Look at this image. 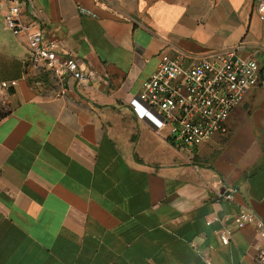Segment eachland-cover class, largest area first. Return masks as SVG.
Returning a JSON list of instances; mask_svg holds the SVG:
<instances>
[{
    "label": "crops",
    "instance_id": "crops-1",
    "mask_svg": "<svg viewBox=\"0 0 264 264\" xmlns=\"http://www.w3.org/2000/svg\"><path fill=\"white\" fill-rule=\"evenodd\" d=\"M263 1L32 0L22 20L97 72L54 96L25 77L27 38L7 26L1 0L0 264H256L264 88L249 89L226 131L192 151L133 103L162 51L193 59L238 48L264 62Z\"/></svg>",
    "mask_w": 264,
    "mask_h": 264
},
{
    "label": "built area",
    "instance_id": "built-area-1",
    "mask_svg": "<svg viewBox=\"0 0 264 264\" xmlns=\"http://www.w3.org/2000/svg\"><path fill=\"white\" fill-rule=\"evenodd\" d=\"M2 1L8 5L7 26L15 35L27 38L30 56L24 72L34 86L50 95L63 96L76 85H88L97 79V72L82 67L74 53L56 40H46L44 30L36 22L22 20L32 0ZM258 10L259 18L264 20V1ZM79 11L96 16L86 8ZM158 59L156 70L144 82L133 108L157 132H165L168 141L179 150L192 151L225 132L230 112L242 103L247 91L264 88V62L242 57L238 48L193 59L181 50L162 51ZM16 83L12 80L1 86ZM242 219L254 221L255 216L248 213ZM220 239L223 244L229 243L227 230L221 231ZM256 264H264V247L256 256Z\"/></svg>",
    "mask_w": 264,
    "mask_h": 264
},
{
    "label": "trees",
    "instance_id": "trees-1",
    "mask_svg": "<svg viewBox=\"0 0 264 264\" xmlns=\"http://www.w3.org/2000/svg\"><path fill=\"white\" fill-rule=\"evenodd\" d=\"M4 114H5L4 112H1V111H0V118H1Z\"/></svg>",
    "mask_w": 264,
    "mask_h": 264
}]
</instances>
